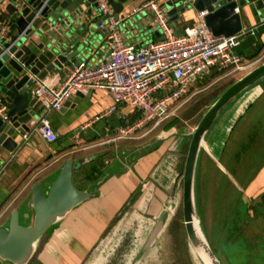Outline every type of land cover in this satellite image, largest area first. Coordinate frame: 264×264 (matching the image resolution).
Segmentation results:
<instances>
[{
  "label": "crops",
  "instance_id": "0c3cea01",
  "mask_svg": "<svg viewBox=\"0 0 264 264\" xmlns=\"http://www.w3.org/2000/svg\"><path fill=\"white\" fill-rule=\"evenodd\" d=\"M118 1L122 10L116 14L123 16L148 0ZM166 1L169 0H160L165 8ZM1 12L3 18H8L3 9ZM197 12L190 6L176 18L168 16L174 32L181 34L186 27L193 26ZM151 15L144 10L122 23L126 42L138 45L162 38L153 26ZM100 21L94 5L82 16L83 31L95 44L89 55L82 58L89 62L103 58L107 52L104 46L106 31L98 27ZM258 22L248 13L242 28L252 27ZM236 53L249 61L262 56L264 27L258 28L254 35L246 36L236 48ZM256 65L232 73L229 69L213 68L208 75L196 81L195 86L200 90L191 98L216 88V95L210 103L195 111H192L193 101L184 103L175 115L155 127L149 140L140 133L134 137L135 141L115 143L117 129L135 124L141 114L129 103L118 104L114 111L108 112L114 101L104 89L73 96L67 100V105L47 113L50 126L57 133V139L51 143L42 139L35 130L42 113L37 104V118L27 131L30 133L28 139L23 140V134H17V148L4 154L0 170V227H8L13 210L18 212L20 224L32 223L33 184L39 182L42 189L47 190L68 158L77 162L73 169V183L77 188L88 191L90 196L50 227L49 233L36 243L27 264H87L94 258L98 244L111 233L124 234L135 230L142 238L146 234V242L155 230L153 243L163 233L169 234L172 224L181 228V177L191 133L221 92ZM64 79L65 72H60L49 75L45 81L57 86ZM210 79L214 80L203 90ZM197 115L196 123L189 127L188 121ZM231 162L249 168V178L245 171L242 187L249 196L262 191L257 195L262 204L264 78L228 103L204 135L194 176L196 212L198 191L201 187L203 189L204 181L212 193L219 177L227 176V166ZM183 233L187 240L185 229ZM0 264L12 263L0 259Z\"/></svg>",
  "mask_w": 264,
  "mask_h": 264
},
{
  "label": "water",
  "instance_id": "95a60500",
  "mask_svg": "<svg viewBox=\"0 0 264 264\" xmlns=\"http://www.w3.org/2000/svg\"><path fill=\"white\" fill-rule=\"evenodd\" d=\"M108 2L115 13L121 12L120 1ZM92 5L95 7L94 0H0V105H5V116H0V170L5 152L17 148L16 135L27 132L37 118V102L31 93L33 78L46 79L53 73L65 72L72 61L88 56L95 47L82 28V16ZM165 6L170 18H176L190 6L197 11L206 10L205 23L215 36H230L240 31L248 13L256 21L264 18V0H169ZM2 9L8 18H3ZM263 78L264 61L225 88L204 111L191 133L181 177L183 225L192 249L197 251L203 243L212 264L222 263L203 230L196 229L194 224L195 219L199 223L194 202L198 152L218 114ZM76 166L77 162L68 158L45 191L39 182L33 184L32 223L20 224L18 212L11 211L8 227H0V259L12 264H27L36 243L47 230L90 196L72 181ZM155 233L154 230L147 243L153 240Z\"/></svg>",
  "mask_w": 264,
  "mask_h": 264
},
{
  "label": "built area",
  "instance_id": "2783aa9c",
  "mask_svg": "<svg viewBox=\"0 0 264 264\" xmlns=\"http://www.w3.org/2000/svg\"><path fill=\"white\" fill-rule=\"evenodd\" d=\"M94 4L96 15L101 18L98 27L106 31V55L93 62L82 58L72 61L65 71V79L57 86L50 85L45 79L34 77L32 80L31 93L42 111L35 130L49 143L57 139V133L50 126L47 113L59 110L78 93L95 89L108 91L114 101L108 112L121 103L136 107L141 114L139 121L117 129L118 133L127 134L147 124L155 128L175 115L199 92L196 81L213 68L229 69L232 73L264 59L263 54L249 61L236 53L246 36L254 35L258 28L264 27V19L233 35L215 36L205 23L207 11L201 10L197 12L193 26L176 34L160 0H148L123 16L113 11L108 0H94ZM144 10L152 14L153 26L162 38L138 45L126 42L122 23ZM0 116H5V105H0ZM29 134L25 132L22 139L27 140Z\"/></svg>",
  "mask_w": 264,
  "mask_h": 264
},
{
  "label": "rangeland",
  "instance_id": "374dc122",
  "mask_svg": "<svg viewBox=\"0 0 264 264\" xmlns=\"http://www.w3.org/2000/svg\"><path fill=\"white\" fill-rule=\"evenodd\" d=\"M150 17L152 18V15ZM263 61L264 59L261 62ZM212 80L214 79L208 80L202 89H206ZM211 89L200 93L197 97L201 99L209 97L216 91V88ZM198 118L199 115L190 119L189 127H192ZM155 130L152 124H147L127 134L116 132L115 143L135 141L134 137L140 133H144L143 137L149 140ZM248 169L232 163L227 166V176L219 177L212 193L208 191L205 181L203 189L201 187V191H198L197 212L201 221V223L199 221L200 229L204 230L206 240L224 264L231 263L224 256L223 249L228 247L233 251L236 250L238 254L241 250L243 251L241 248L244 245L264 243V238L261 239V236H264V205L257 197L262 191L257 195L249 196L242 187L245 171L247 176L250 174ZM199 179L202 180L201 176ZM181 229L184 230L183 225ZM181 229L178 225L172 224L168 231L170 235L163 233L153 243L152 241L147 243V240L144 242L146 234L142 238L135 230H129L124 234L122 232L115 235L111 233L98 244L94 258L87 264L94 262L95 264H205L194 253ZM49 230L50 228L44 235H47ZM255 264H264V254L258 257Z\"/></svg>",
  "mask_w": 264,
  "mask_h": 264
},
{
  "label": "trees",
  "instance_id": "16d2710c",
  "mask_svg": "<svg viewBox=\"0 0 264 264\" xmlns=\"http://www.w3.org/2000/svg\"><path fill=\"white\" fill-rule=\"evenodd\" d=\"M214 95H216V92H213L212 95H210L209 97H205L202 99H201V97L193 98L191 100V101H193V103H192L193 104L192 105L193 110L192 111L199 110L200 108L204 109V107L210 103V101L214 97ZM262 204H264V197H262ZM181 228H182V224H181ZM181 232L183 233L182 229H181ZM203 232H204V230H203ZM263 238H264V236H261V239H263ZM241 249H243V251L241 250L238 254H237L236 250L233 251V249H229L228 247L223 249L224 256L227 257V261H229L231 264H250L252 262H253V264H255L258 257H260V255L264 254V243L262 244V243L258 242L257 244H252V245H247V246L244 245V246H242ZM219 259H220V257H219ZM220 261L222 262L221 259H220ZM222 264H224V263L222 262Z\"/></svg>",
  "mask_w": 264,
  "mask_h": 264
},
{
  "label": "bare ground",
  "instance_id": "6f19581e",
  "mask_svg": "<svg viewBox=\"0 0 264 264\" xmlns=\"http://www.w3.org/2000/svg\"><path fill=\"white\" fill-rule=\"evenodd\" d=\"M194 224H195V227H196V229L198 228L199 229V223H198V221L195 219L194 220ZM199 233V232H198ZM193 251H194V253L197 255V256H199L200 257V259L205 263V264H212V262H211V260H210V257L208 256V254H207V252H206V249H205V246L203 245V243H202V245L201 246H199V248H198V250L196 251V250H194V249H192Z\"/></svg>",
  "mask_w": 264,
  "mask_h": 264
}]
</instances>
